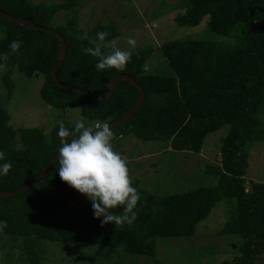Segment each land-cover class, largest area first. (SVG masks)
<instances>
[{
  "label": "trees",
  "instance_id": "trees-1",
  "mask_svg": "<svg viewBox=\"0 0 264 264\" xmlns=\"http://www.w3.org/2000/svg\"><path fill=\"white\" fill-rule=\"evenodd\" d=\"M183 1L188 8L175 17L178 26L197 27L209 17V30L235 44L190 38L165 42L158 50L171 74L160 76L147 68L154 48L141 46L132 50L131 61L123 71H97L98 58L82 49L92 46L89 40H95L97 32L106 31L109 35L101 48L107 54L112 51L108 42L114 38L117 42L122 34L114 23L103 19L89 30L91 15L79 10L81 0H61L51 5L0 0L4 13L53 29L64 37L66 54L57 70L63 85L103 94L113 79L127 75L142 86L146 101L131 119L112 130L113 148L132 136L142 142L166 143L167 149L184 153L189 159L187 154L202 153L209 135L229 128L221 144L220 163L207 169L216 178L215 184L159 197L141 189L138 181L132 182L141 199L131 225L101 226L93 215L91 201L61 181L56 162L30 189L0 197V220L7 221V227L0 231V264H44L48 250L56 244L63 247V252L76 250L85 264L93 258L87 254L92 248L86 244L156 258L157 240L194 237L197 226L222 202L230 218L217 235L239 236L242 244L231 259L220 264H258L264 253V183L252 182L246 175L251 145L264 142V0ZM61 12L67 16L65 23L53 25L54 17ZM85 16L86 21L81 23ZM0 28V53L8 54L2 88L9 97L14 90L11 76L18 70L28 78L41 75L42 100L61 110L79 109L91 126L105 121L111 125L140 100V90L126 80L120 81L106 99L63 91L52 76L58 62L59 38L1 16ZM17 39L21 47L11 52L9 44ZM10 120L8 111L0 105V151L12 164L9 173L0 176L2 192L15 191L37 179L61 146L59 125L45 133L41 129L14 128ZM63 123L70 130L74 127ZM122 210L121 206L112 211L119 214ZM156 264L161 262L157 260Z\"/></svg>",
  "mask_w": 264,
  "mask_h": 264
},
{
  "label": "rangeland",
  "instance_id": "rangeland-1",
  "mask_svg": "<svg viewBox=\"0 0 264 264\" xmlns=\"http://www.w3.org/2000/svg\"><path fill=\"white\" fill-rule=\"evenodd\" d=\"M30 1L46 5L61 2V0ZM187 8V2L183 0H81L79 10L85 9V14L91 15L87 25L89 30L102 19L106 23H114L122 34L116 42L120 49H130L127 44L129 37L136 41L134 49L138 46L154 48L155 52L147 64L148 71L153 75L167 76L171 74V70L158 50L165 42L190 38L235 44L230 38L216 36L209 30V17H205L197 27L178 26L175 17L185 14ZM66 19V14L61 12L54 17L53 25H63ZM86 19V16L81 17V23ZM2 38L3 33L0 32V40ZM4 72V68L0 67V105L8 111L11 117L10 125L14 128L41 129L49 133L60 122L67 121L72 125L77 120L85 122L79 109L61 110L51 107L42 100L41 75L28 78L15 70L11 76L14 90L9 97L2 88L1 76ZM262 119L264 122V115ZM228 131L229 128L224 127L209 135L201 156L187 154L189 159L184 153L167 149L166 143L142 142L132 136L123 138L113 149L118 150L126 160L132 182L138 181L141 189L159 197H166L216 183V178L208 174L207 169L210 165H218L221 144ZM249 154L247 178L255 183H264V142L252 144ZM229 218L228 207L222 202L197 226L194 237L157 240L156 258L134 256L119 250L86 244L92 248L87 254L93 255V258L90 256L92 261L86 262L156 264L159 260L161 264H220L231 259L236 247L242 244V238L239 236L217 235ZM261 243L264 248V239ZM56 245L48 250L44 264H85L76 250L68 249L63 252L61 249L63 247ZM258 264H264V253Z\"/></svg>",
  "mask_w": 264,
  "mask_h": 264
},
{
  "label": "clouds",
  "instance_id": "clouds-1",
  "mask_svg": "<svg viewBox=\"0 0 264 264\" xmlns=\"http://www.w3.org/2000/svg\"><path fill=\"white\" fill-rule=\"evenodd\" d=\"M108 35L106 31L97 32L95 40H89L92 46L85 47L82 51L98 58L95 64L97 71L113 68L123 71L131 61L136 41L129 37L127 44L130 49L122 50L114 38L108 42L112 51L105 54L101 44ZM20 47L19 39L9 44L11 52H16ZM7 59L8 54L0 53V67L5 66ZM57 136L61 138V146L56 156L59 164L57 172L61 181L91 201L93 215L100 220L101 226H122L125 223L131 225L136 220L135 209L141 196L137 188L132 186L126 160L118 150L113 149L111 142L114 133L109 123L98 122L89 126L84 121L77 120L70 130L60 122ZM4 158L5 153L0 151V176L7 175L12 168L11 162ZM220 161L221 157L219 163ZM121 206L122 213L112 211ZM6 227L7 221L0 220V231Z\"/></svg>",
  "mask_w": 264,
  "mask_h": 264
},
{
  "label": "water",
  "instance_id": "water-1",
  "mask_svg": "<svg viewBox=\"0 0 264 264\" xmlns=\"http://www.w3.org/2000/svg\"><path fill=\"white\" fill-rule=\"evenodd\" d=\"M0 16L5 18V19H7L8 21L15 22V23H17V24H19V25H21L23 27H26L28 29H35V30H39V31L48 32V33L56 35L59 38L60 45H59V52H58V62L52 69V76H53V79L56 82V84L63 91L76 93V94H81V95H87V96L95 97V98H98V99H106V98L110 97L113 94V92L116 89L117 84L120 81H122V80H126V81L134 84L140 90V92H141L140 100L136 103V105L132 108V110L127 115H125L123 118L119 119L118 121H116V122H114V123H112L110 125L111 130H113V129L125 124L129 119H131V117L145 103V101H146V93L144 92L142 86L140 84H138L133 78H131L130 76H127V75H119L115 79H113L109 89L103 94L91 93V92H87V91H84V90H81V89H76V88H72V87L63 85L62 83H60V81L58 79L57 70H58V67L61 65V63L63 62L65 54H66V41H65L64 37L61 36L59 33H57L53 29L40 27V26L34 24L33 22H31L29 20L22 19V18H17V17L11 16V15H8V14L4 13L1 10H0ZM56 156H57V154L50 160V162L46 166V168L43 171V173L37 179H35L31 183L26 184L23 187L15 190V191H10V192H2V191H0V197L16 196V195L20 194L21 192L26 191V190L30 189L31 187H33L34 185H36L39 182H41L47 176V174H48L49 170L51 169V167L56 163ZM249 184L250 183L247 184V187L249 186Z\"/></svg>",
  "mask_w": 264,
  "mask_h": 264
}]
</instances>
